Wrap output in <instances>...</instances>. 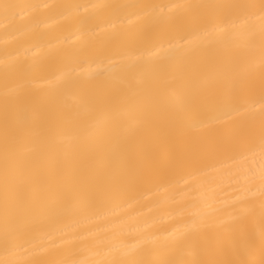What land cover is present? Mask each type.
I'll use <instances>...</instances> for the list:
<instances>
[{"label":"snow or ice","instance_id":"6c2138e0","mask_svg":"<svg viewBox=\"0 0 264 264\" xmlns=\"http://www.w3.org/2000/svg\"><path fill=\"white\" fill-rule=\"evenodd\" d=\"M25 7L0 0L5 20ZM172 8L186 26H200L203 38L173 46L163 62L112 61L108 75L61 74L45 90L4 64L0 236L6 251L41 220L87 216L207 153L232 147L231 132L196 134L213 126L215 114L251 115L247 135H258L264 146V0ZM253 10L260 13L258 32L216 23L250 18ZM252 99L261 105L258 120ZM228 207L225 215L195 211L171 236L142 234L133 245L114 243L115 234L99 238L106 228H88L75 240L93 241L97 259L24 248L28 258L0 264H264V173L258 188L250 184Z\"/></svg>","mask_w":264,"mask_h":264},{"label":"bare ground","instance_id":"6f19581e","mask_svg":"<svg viewBox=\"0 0 264 264\" xmlns=\"http://www.w3.org/2000/svg\"><path fill=\"white\" fill-rule=\"evenodd\" d=\"M26 5L5 20L0 14V94L5 85L4 64L20 69L39 90L53 86L61 74L108 75L112 61L163 62L173 46L199 42L203 29L186 26L176 18L177 4L250 3L260 0H5ZM110 5H128L114 9ZM163 10V11H162ZM250 18L217 20L222 27L247 26L259 31L258 10ZM201 33V35H197ZM211 39V37H209ZM254 112L258 99L249 100ZM252 116L236 111L215 114L213 126L196 133L209 137L231 132L232 147L203 155L190 167L177 169L163 179L145 184L134 192L87 216L64 215L41 220L23 239L10 242L8 250L0 236V261L29 257L28 252L47 249L49 253L76 259H97L94 242L81 243L78 235L88 228L108 229L99 238L116 235L114 243H138L142 234L171 236L182 229L191 213L218 209L225 215L228 205L250 184L259 187L264 173V146L259 136L249 137L246 129ZM258 228V223L256 224ZM75 242L68 246L69 241ZM22 246V247H17Z\"/></svg>","mask_w":264,"mask_h":264}]
</instances>
